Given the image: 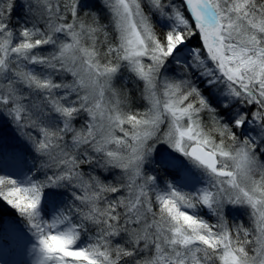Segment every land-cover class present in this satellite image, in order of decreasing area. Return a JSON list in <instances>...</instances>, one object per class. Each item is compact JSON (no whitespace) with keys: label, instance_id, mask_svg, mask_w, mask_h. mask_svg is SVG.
<instances>
[{"label":"snow or ice","instance_id":"1","mask_svg":"<svg viewBox=\"0 0 264 264\" xmlns=\"http://www.w3.org/2000/svg\"><path fill=\"white\" fill-rule=\"evenodd\" d=\"M100 3L0 0V159L5 124L34 153L0 200L37 264H264V0Z\"/></svg>","mask_w":264,"mask_h":264},{"label":"rangeland","instance_id":"2","mask_svg":"<svg viewBox=\"0 0 264 264\" xmlns=\"http://www.w3.org/2000/svg\"><path fill=\"white\" fill-rule=\"evenodd\" d=\"M98 1L100 2V0ZM100 5L104 9L103 5ZM156 22L158 26H163L158 18H156ZM119 81L118 78V86ZM3 142L6 155L0 159V175H7L23 183L26 177L31 175L30 169L33 168L32 156L34 154H29L30 156L32 155L30 157L24 153L25 150L30 151V147L26 143L21 142L6 124L3 126ZM12 152L26 161V163H18L13 158ZM160 179L161 186H163V177ZM180 186L185 187L183 184ZM194 186L199 187L200 183L198 182ZM192 188L193 185H188L185 190L190 191ZM53 202H55V208L52 207ZM71 202V192L69 190L48 189L41 204L42 219L51 222ZM6 208L15 213L16 217L13 219L9 218V215H4V217L0 218V264H37L39 255L36 251L39 247L38 237L14 209L9 205ZM228 215L229 219L244 220V226L251 227L249 218L244 214L243 209L231 210ZM86 242V237H82L79 246H85Z\"/></svg>","mask_w":264,"mask_h":264},{"label":"trees","instance_id":"3","mask_svg":"<svg viewBox=\"0 0 264 264\" xmlns=\"http://www.w3.org/2000/svg\"><path fill=\"white\" fill-rule=\"evenodd\" d=\"M90 4L93 8V10H97L101 14V18L105 23H108L109 17L107 13L103 14L106 9H102L101 3L98 0H90ZM119 82L118 84L121 85H126L132 90V95H133V108L143 110V105L146 103L145 101H142L138 95H136V89L134 85V78L131 76L129 72L126 70L122 72L121 76L119 77ZM7 205L5 202L0 200V215H9V218H15L16 214L11 212L8 208H6ZM20 220V219H19Z\"/></svg>","mask_w":264,"mask_h":264},{"label":"bare ground","instance_id":"4","mask_svg":"<svg viewBox=\"0 0 264 264\" xmlns=\"http://www.w3.org/2000/svg\"><path fill=\"white\" fill-rule=\"evenodd\" d=\"M89 4H90V0H89ZM90 5H91V4H90ZM103 12H104L103 14H105V13H107V10H105V11H103ZM107 15H108V13H107ZM24 153H25L26 155H28V156H30L29 154H32V155L34 154L31 150H30V151L25 150ZM32 155H31V156H32ZM31 156H30V157H31ZM33 157H34V155L32 156V158H33Z\"/></svg>","mask_w":264,"mask_h":264}]
</instances>
